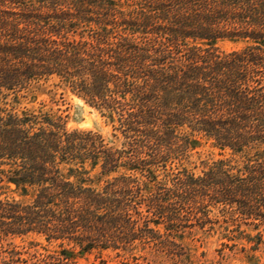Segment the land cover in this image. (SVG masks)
<instances>
[{
  "label": "trees",
  "instance_id": "16d2710c",
  "mask_svg": "<svg viewBox=\"0 0 264 264\" xmlns=\"http://www.w3.org/2000/svg\"><path fill=\"white\" fill-rule=\"evenodd\" d=\"M53 79L111 137L17 108ZM214 209L264 223V0H0V264L170 253ZM31 234L61 250L5 248Z\"/></svg>",
  "mask_w": 264,
  "mask_h": 264
},
{
  "label": "rangeland",
  "instance_id": "374dc122",
  "mask_svg": "<svg viewBox=\"0 0 264 264\" xmlns=\"http://www.w3.org/2000/svg\"><path fill=\"white\" fill-rule=\"evenodd\" d=\"M234 45L225 44L224 50H232ZM2 106L4 104H1ZM41 109L62 115L67 129L97 131L111 137L113 128L100 111L70 89L61 86L58 79L42 84L27 99H22L18 109ZM212 154V156L210 155ZM219 158V150L211 143L203 142L201 148L185 165L200 173L209 159ZM12 190L15 186L11 187ZM8 195L19 199V195L8 191ZM258 224V226H257ZM160 231L166 233L165 227ZM170 253L139 252L126 253L121 250H94L83 253L76 248V256L70 264H264V223L244 218H234L214 209L209 219L191 221L181 229ZM6 249L21 252V257L35 261V254H51L60 251L61 241L49 242L44 236L31 234L15 236L4 240ZM67 248H70L68 246ZM52 264H61L52 261Z\"/></svg>",
  "mask_w": 264,
  "mask_h": 264
}]
</instances>
